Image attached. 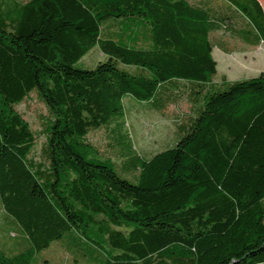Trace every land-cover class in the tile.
<instances>
[{
  "label": "trees",
  "instance_id": "1",
  "mask_svg": "<svg viewBox=\"0 0 264 264\" xmlns=\"http://www.w3.org/2000/svg\"><path fill=\"white\" fill-rule=\"evenodd\" d=\"M229 42L264 44L257 0H0V264L56 241L76 264H264V71L214 82ZM184 81L202 100L185 134L139 156L124 99L160 110ZM30 95L47 113L39 161L16 110ZM101 128L119 167L87 141Z\"/></svg>",
  "mask_w": 264,
  "mask_h": 264
},
{
  "label": "rangeland",
  "instance_id": "2",
  "mask_svg": "<svg viewBox=\"0 0 264 264\" xmlns=\"http://www.w3.org/2000/svg\"><path fill=\"white\" fill-rule=\"evenodd\" d=\"M227 45L232 48L236 47L237 50L231 54H224L218 48H214L212 51V57L217 67L214 82L219 83L223 79L226 81L243 80L255 77L263 72L264 44L259 45L257 48L250 47L242 42H238V44L229 42ZM240 49L250 53H242V51H239ZM105 59L106 57L98 48L94 47L83 57L82 64L85 68L91 70ZM174 86L170 90L178 96L177 101L175 104H166L160 110H149V104L138 103L130 98L123 101L124 126L122 131L127 135L134 151L143 158L149 159L154 154L173 147L185 134V130L179 125L182 124L187 128L190 125L189 118L194 115V110L202 105L200 95L192 93V91H200L195 87V84L184 81L177 82ZM16 110L26 121L30 130L38 135V142L31 156L35 161H39L40 147L46 139L42 126L47 114L46 109L34 95H30L26 101L16 106ZM108 131L104 128L92 131L88 134L87 141L97 149L98 156L101 159H110L119 167V152L109 147L112 141ZM118 167L117 172L121 177L133 181L136 175L134 172H122ZM0 214H2L1 210ZM3 226V219L0 217V233L2 229L4 230ZM36 259L35 264H76L73 257L66 255L61 249L59 241L53 242L48 248L44 249Z\"/></svg>",
  "mask_w": 264,
  "mask_h": 264
},
{
  "label": "crops",
  "instance_id": "3",
  "mask_svg": "<svg viewBox=\"0 0 264 264\" xmlns=\"http://www.w3.org/2000/svg\"><path fill=\"white\" fill-rule=\"evenodd\" d=\"M188 1H190V2H192V3H194V4H196V5L201 3V0H188ZM257 1H258L259 4L261 5V7H262V9H263V12H264V1H263V0H257ZM213 49H214V48H213ZM212 51H213V50H212ZM239 51H240V52L242 51V53H245V52L248 53V54L250 53V52H247V51L244 52L243 49H242V50L240 49ZM240 52H239V53H240ZM212 53H213V52H212ZM224 54H227V53H224ZM215 63H216V62H215ZM216 71H217V67H216ZM263 71H264V70H263ZM227 81H228V80H227Z\"/></svg>",
  "mask_w": 264,
  "mask_h": 264
}]
</instances>
